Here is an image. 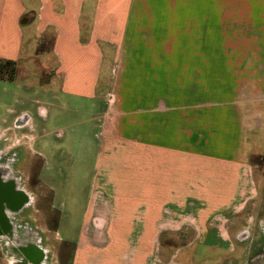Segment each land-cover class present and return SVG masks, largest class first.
<instances>
[{"label": "crops", "instance_id": "0c3cea01", "mask_svg": "<svg viewBox=\"0 0 264 264\" xmlns=\"http://www.w3.org/2000/svg\"><path fill=\"white\" fill-rule=\"evenodd\" d=\"M180 1L0 0V59L16 61L18 77L35 65L46 93L98 109L99 146L71 264H220L231 250L230 222L254 190L258 128L237 80L264 79L256 68L264 57L221 54L232 45L208 39L207 10ZM209 79H220V103L203 99ZM28 121L16 115L0 127V141L9 132L25 137L18 150L29 167L40 157L41 186L56 193L53 144L35 148L48 132ZM52 205L65 214V203Z\"/></svg>", "mask_w": 264, "mask_h": 264}, {"label": "rangeland", "instance_id": "374dc122", "mask_svg": "<svg viewBox=\"0 0 264 264\" xmlns=\"http://www.w3.org/2000/svg\"><path fill=\"white\" fill-rule=\"evenodd\" d=\"M164 2L168 6L169 0ZM180 2L177 0V6H181ZM172 4L174 6L175 1ZM183 6L207 10L208 39L224 40L232 45L220 48L221 54L264 57V0H187ZM220 23L224 28L222 32ZM31 67L35 72L28 77L16 76L14 81L0 79V127L11 124L16 115L27 114L33 120L27 125L35 122L38 134L48 132L38 138L34 146L45 152L48 143V147L53 144V154H47L54 172L48 179L57 191L43 193L46 189L40 183L41 164L29 167V158L25 157L16 165L11 163L18 169L16 175L22 176L19 181L26 179L27 184V177L31 175L32 185H21L29 194L28 205L17 220L0 231V264H71L99 146L100 123L94 117L98 109L93 108L89 99L46 93L40 85L37 67L33 64ZM262 67L264 64L256 65L258 71ZM260 76L251 81L237 80L242 100L246 97L245 103L256 107L258 128L251 135L256 143L251 147L249 158L254 190L246 194L247 200L234 213L230 222L231 250L220 256V264H264V79ZM229 82L235 84L236 81L224 80L223 83ZM207 86V96L203 95V99L220 103L214 100V97L220 100V79H209ZM42 108L48 112L47 121L42 116ZM15 130L25 131V128L15 127ZM26 140L9 132L0 141V156L8 154L11 158L18 151L21 154L18 146ZM2 166L7 169L8 161ZM57 166L64 168L63 176L56 173ZM52 203L59 207L65 203V214L58 216ZM203 251L198 250L197 257L207 262L211 256Z\"/></svg>", "mask_w": 264, "mask_h": 264}, {"label": "flooded vegetation", "instance_id": "af4514ba", "mask_svg": "<svg viewBox=\"0 0 264 264\" xmlns=\"http://www.w3.org/2000/svg\"><path fill=\"white\" fill-rule=\"evenodd\" d=\"M26 122L23 118L19 123L24 124ZM6 155V156H5ZM4 156H0V159L3 161H0V231L2 228H6L9 224L13 223L15 220H17V217L19 214L24 212L26 209V206L28 205V196L26 189L21 187V185L25 186H31V180L32 176L30 175L27 177L28 181L27 184L26 179H23L22 181H19L22 179V176H17L18 169L16 167H12L11 163L13 165L20 163L24 159V155L20 154L19 151L16 153H13V157H9L8 154H5ZM23 158V159H22ZM6 160L8 161L9 167L6 169L2 166V164L5 166ZM34 160L35 163L32 165H37L39 167V164H41L40 157H36ZM21 170V169H20ZM6 176H8L6 178ZM23 183V184H22ZM48 193V192H43ZM43 195L38 196L39 200L42 198ZM9 204V206L12 208L13 206H16L14 211L8 212L5 209V205ZM18 205V206H17Z\"/></svg>", "mask_w": 264, "mask_h": 264}, {"label": "trees", "instance_id": "16d2710c", "mask_svg": "<svg viewBox=\"0 0 264 264\" xmlns=\"http://www.w3.org/2000/svg\"><path fill=\"white\" fill-rule=\"evenodd\" d=\"M17 73V63L14 60L0 59V79L14 80Z\"/></svg>", "mask_w": 264, "mask_h": 264}, {"label": "bare ground", "instance_id": "6f19581e", "mask_svg": "<svg viewBox=\"0 0 264 264\" xmlns=\"http://www.w3.org/2000/svg\"><path fill=\"white\" fill-rule=\"evenodd\" d=\"M18 206V205H17ZM15 208H17L16 206H13L12 208L9 206V204H6L5 205V209H6V211L8 212V214H10V212H12V211H14L15 210ZM10 233H9V235L11 236V237H14V235H13V233H11V231H9Z\"/></svg>", "mask_w": 264, "mask_h": 264}]
</instances>
